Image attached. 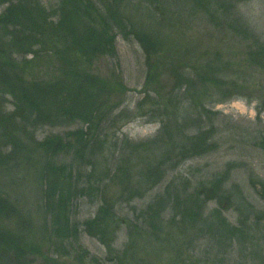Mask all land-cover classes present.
<instances>
[{
    "label": "trees",
    "instance_id": "trees-1",
    "mask_svg": "<svg viewBox=\"0 0 264 264\" xmlns=\"http://www.w3.org/2000/svg\"><path fill=\"white\" fill-rule=\"evenodd\" d=\"M233 1L59 0L57 8L50 12L42 0H0V264H33L31 258L40 254V245L85 264L88 256L80 245L79 228L72 221L76 208L78 213V200L84 198L100 197L102 203L96 217L82 224L84 232L96 237L113 254L118 238L114 208L131 204L130 199L139 193L132 188V161H139L142 156L151 160L150 155L164 153V160L170 161L167 164L176 165L217 149L213 142V112L202 100H213L214 95L209 94L218 89L216 77L222 73L220 57L207 61L201 69H192L201 83L200 89L183 74L185 79H177L176 86L163 96L150 90L135 113L124 110L123 103L115 105L125 94L122 75L114 72L104 76L96 71V63L118 58L119 37L138 43L147 61L166 55L168 37L181 24L189 28L199 19L219 31L243 36L258 47L250 50V56L264 64V44L253 41L241 20L232 16ZM28 58L53 64L54 71L28 80ZM152 66H148L147 86L160 77L158 66ZM159 96L163 98L158 102ZM193 115L197 116L196 122L205 121L210 128L197 125L198 132L190 133ZM137 119L160 124L158 137L142 144H134L125 137L119 140L117 135L122 126ZM77 125L78 129L64 135L38 138L43 128ZM111 132L114 133L110 135ZM108 152L111 159L106 158ZM62 156H68L69 160L61 163ZM147 165H142L146 183L153 186L163 172L159 166ZM175 182H168L164 195L146 210L138 213L132 208L138 216L134 222H126L134 223L129 226V237L136 240L149 231L152 239L161 238L156 228L160 227L168 207L175 214L171 220L174 228L179 221L180 227L191 226L196 235L208 236L220 247L234 241V237L243 242L250 237L253 226L247 221L239 220L235 227L223 217L217 226L204 222L196 196L203 192L194 190L191 197L182 198L179 195H186L189 186L186 183L180 192ZM225 182L223 175L214 176L207 193L223 197ZM109 183L121 189L113 201L105 199ZM19 185H25L23 190H29L28 185L41 189L45 232H38L35 220L25 211L21 195L15 197ZM261 219L262 216H256L255 223ZM37 237H42L43 244ZM129 249L127 244L121 253L115 252L110 263L114 259L138 263L132 251L125 255ZM143 262L151 264L148 260Z\"/></svg>",
    "mask_w": 264,
    "mask_h": 264
},
{
    "label": "rangeland",
    "instance_id": "rangeland-1",
    "mask_svg": "<svg viewBox=\"0 0 264 264\" xmlns=\"http://www.w3.org/2000/svg\"><path fill=\"white\" fill-rule=\"evenodd\" d=\"M58 3L59 0H42V4L50 12L57 8ZM232 4L234 8L232 16L241 20L242 26L246 28L248 35L252 36L253 41L264 44V0H234ZM160 8L161 5L156 9ZM168 14L172 15L171 12ZM181 26L170 39L169 37L167 39L168 53L149 61L146 60L138 43L119 37L116 41L118 58L99 61L96 63V71L104 76L114 72L122 75L124 99L118 98L115 105L123 103L124 110L135 113L137 105L143 98L149 96L150 90H157L163 96L176 86L177 79L179 81L185 79L183 74L192 79L197 89H200L201 83L192 74V69H201L207 61L220 57L218 64L222 73L216 77L218 89L212 90L209 94L214 95L213 100L209 102L202 100L205 107L213 112L211 114L215 127L213 142L217 149L208 155L184 160L176 165L167 164L170 161L164 160V153L150 155L151 160H145L142 156L139 161H132L134 167L132 188H136V192L139 193L130 199L131 204L127 202L114 208L116 216L113 219L117 221L115 230L118 238L114 244L116 251H113V254L121 253L128 244L130 249L125 255L132 251V256L137 255L138 263L117 259L110 263L113 258L112 252L96 237L84 232L85 229L82 227L84 222L96 217L98 207L102 205L101 198L78 200V213L76 208L72 221L79 228L80 245L88 256L85 264H145L143 262L145 260L151 261V264H223V262L264 264V64L253 60L249 52L255 51V47L257 50L258 47L245 41L243 36L219 31L199 19L189 28ZM28 60L27 67H30L26 72L28 80L48 76L54 71L53 64L30 61L31 58ZM150 64L152 67L157 65L160 70L158 80L154 81V84L152 80L149 81L155 86H150L152 84L147 86L146 83ZM184 88L183 86L181 89ZM162 96L157 97L158 102ZM196 121L197 116L193 115L190 133H196L202 127L210 128L205 121L203 123ZM78 127L80 125L71 128H43L39 130L38 138L64 135ZM159 131L160 124H148L144 119H137L123 125L117 138L122 140L125 137L134 144L150 143L158 137ZM106 158L111 159L110 152ZM67 160L68 156L59 158L61 163H66ZM143 163H148L147 166H159L163 172L159 175L158 183L154 182L153 186L146 183L147 175ZM161 163L167 165L162 166ZM102 166L104 167L103 164ZM216 175H223L226 181L223 197L209 194L206 190L208 183ZM174 180L176 186L180 187V192L184 191L182 187L186 183L189 186L186 195H179L182 198L191 197L194 190L203 192L196 196L197 205L201 206L200 216L204 222H212L217 226L219 218L223 217L231 227H235L239 220L247 221L253 226L250 237L244 242L234 237V241L229 240L225 246L220 247L208 236L196 235L192 231L193 227H180L177 225L179 221H176L174 228L171 220L175 214L170 207L161 217L160 227L156 228L157 236H161V238L154 236L158 241L152 239V232L149 234L148 229H145L148 234L141 237L139 235L136 240L134 236L129 237V226L134 223L126 222H134L138 213L146 210L156 198L162 197L165 185ZM24 186L17 187L15 197L21 195L25 211L35 220L38 232H45L43 230L46 222L45 212L40 208L43 206L41 189L28 185L29 190H23ZM105 189V199L109 201H113V198H117L121 193L119 186H111L110 183ZM256 216H262L258 223H255ZM37 239L43 244L42 237ZM39 247L40 254L31 258L33 264H78L70 257L61 255V252L58 255L54 253L55 250H48L45 245Z\"/></svg>",
    "mask_w": 264,
    "mask_h": 264
}]
</instances>
